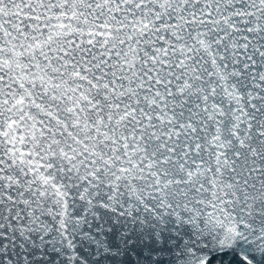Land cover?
Listing matches in <instances>:
<instances>
[{"label": "snow or ice", "instance_id": "1", "mask_svg": "<svg viewBox=\"0 0 264 264\" xmlns=\"http://www.w3.org/2000/svg\"><path fill=\"white\" fill-rule=\"evenodd\" d=\"M0 264H264V0H0Z\"/></svg>", "mask_w": 264, "mask_h": 264}]
</instances>
